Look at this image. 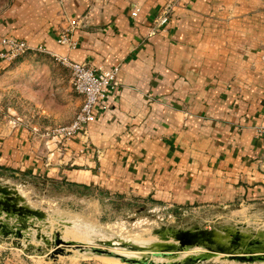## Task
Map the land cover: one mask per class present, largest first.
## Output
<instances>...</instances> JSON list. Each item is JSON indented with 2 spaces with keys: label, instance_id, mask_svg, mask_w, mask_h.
<instances>
[{
  "label": "crops",
  "instance_id": "1",
  "mask_svg": "<svg viewBox=\"0 0 264 264\" xmlns=\"http://www.w3.org/2000/svg\"><path fill=\"white\" fill-rule=\"evenodd\" d=\"M163 13L167 21L150 33ZM71 18L73 47L55 40ZM5 35L118 70L83 148L77 135H42L48 124L0 115V174L171 209L239 214L264 203V0H7ZM17 249L0 247V264H50ZM100 255L79 264H131Z\"/></svg>",
  "mask_w": 264,
  "mask_h": 264
},
{
  "label": "rangeland",
  "instance_id": "2",
  "mask_svg": "<svg viewBox=\"0 0 264 264\" xmlns=\"http://www.w3.org/2000/svg\"><path fill=\"white\" fill-rule=\"evenodd\" d=\"M6 1L0 0V7ZM69 79L68 68L44 52L27 50L5 61L0 68V115L15 122L49 126L70 120L77 101ZM0 187L17 195L18 203L44 211L42 217H36L11 215L0 209V223H4L0 226V247H19L23 254L18 249L14 251L23 257L24 253L43 254L40 257L50 264H79L87 256L98 254L131 264H167L194 256L204 248L191 246L174 253H154L124 245L122 240L145 243L159 240L169 229L193 227H238L248 232L264 229V203L259 209L241 210L239 214L216 207H153L142 200L100 190L40 184L26 178L19 181L7 174H0ZM57 238L63 244H55ZM209 256L206 259L223 255ZM243 262L264 264V260Z\"/></svg>",
  "mask_w": 264,
  "mask_h": 264
},
{
  "label": "water",
  "instance_id": "3",
  "mask_svg": "<svg viewBox=\"0 0 264 264\" xmlns=\"http://www.w3.org/2000/svg\"><path fill=\"white\" fill-rule=\"evenodd\" d=\"M6 187H0V209L18 216L42 217L44 211L27 206L16 201L17 195L9 194ZM20 220V219H19ZM4 226V223H0ZM22 226H24L22 224ZM158 231V230H155ZM19 235V231H16ZM159 240L145 243H135L129 240H122L124 245L139 251H152L154 253H174L183 251L187 247L202 246L204 251L186 256L182 261H172L167 264H191L209 258L210 253H221L227 259L237 261L264 260V229L255 232H248L238 227H223L221 229L193 227L187 229H169L166 234H161ZM61 239H55L54 243H62ZM67 244V243H65Z\"/></svg>",
  "mask_w": 264,
  "mask_h": 264
},
{
  "label": "built area",
  "instance_id": "4",
  "mask_svg": "<svg viewBox=\"0 0 264 264\" xmlns=\"http://www.w3.org/2000/svg\"><path fill=\"white\" fill-rule=\"evenodd\" d=\"M137 9L136 6H133L130 10V15H135ZM166 21L167 16L164 13L157 16L154 18L149 32H153L155 27L164 24ZM77 23L78 19H69L68 24L56 35L55 40L59 43H65L69 47H73L74 41L70 38V32ZM0 45V60L3 61H10L28 49L49 52L41 46L30 48L22 38L11 35L0 36ZM49 53L57 62L68 68L71 86L81 97V101L69 121L62 124L47 126L42 130L41 134L54 136L62 140L77 135L78 139L82 142L81 148H83L87 141L86 124L93 118V107L97 103L101 105L104 104L103 99L105 94L116 85L118 65L94 67L85 61H74L64 55Z\"/></svg>",
  "mask_w": 264,
  "mask_h": 264
},
{
  "label": "flooded vegetation",
  "instance_id": "5",
  "mask_svg": "<svg viewBox=\"0 0 264 264\" xmlns=\"http://www.w3.org/2000/svg\"><path fill=\"white\" fill-rule=\"evenodd\" d=\"M1 205V204H0Z\"/></svg>",
  "mask_w": 264,
  "mask_h": 264
},
{
  "label": "trees",
  "instance_id": "6",
  "mask_svg": "<svg viewBox=\"0 0 264 264\" xmlns=\"http://www.w3.org/2000/svg\"><path fill=\"white\" fill-rule=\"evenodd\" d=\"M108 254V253H107Z\"/></svg>",
  "mask_w": 264,
  "mask_h": 264
}]
</instances>
